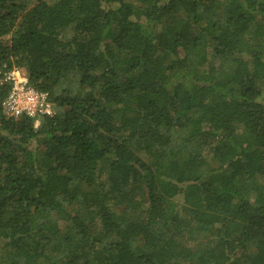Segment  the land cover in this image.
Listing matches in <instances>:
<instances>
[{
    "label": "trees",
    "instance_id": "16d2710c",
    "mask_svg": "<svg viewBox=\"0 0 264 264\" xmlns=\"http://www.w3.org/2000/svg\"><path fill=\"white\" fill-rule=\"evenodd\" d=\"M0 263L264 264V0H0Z\"/></svg>",
    "mask_w": 264,
    "mask_h": 264
},
{
    "label": "built area",
    "instance_id": "2783aa9c",
    "mask_svg": "<svg viewBox=\"0 0 264 264\" xmlns=\"http://www.w3.org/2000/svg\"><path fill=\"white\" fill-rule=\"evenodd\" d=\"M6 76L12 82L11 90L5 100V111L8 115L35 117L53 111L49 94L32 86L22 70L14 68Z\"/></svg>",
    "mask_w": 264,
    "mask_h": 264
},
{
    "label": "rangeland",
    "instance_id": "374dc122",
    "mask_svg": "<svg viewBox=\"0 0 264 264\" xmlns=\"http://www.w3.org/2000/svg\"><path fill=\"white\" fill-rule=\"evenodd\" d=\"M23 73H24V71H23ZM1 264V263H0Z\"/></svg>",
    "mask_w": 264,
    "mask_h": 264
}]
</instances>
